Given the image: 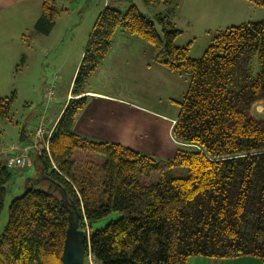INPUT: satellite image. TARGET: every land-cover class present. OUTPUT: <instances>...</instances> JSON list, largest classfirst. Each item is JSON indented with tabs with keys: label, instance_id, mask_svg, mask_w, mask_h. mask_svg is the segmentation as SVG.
Returning <instances> with one entry per match:
<instances>
[{
	"label": "trees",
	"instance_id": "obj_1",
	"mask_svg": "<svg viewBox=\"0 0 264 264\" xmlns=\"http://www.w3.org/2000/svg\"><path fill=\"white\" fill-rule=\"evenodd\" d=\"M248 1L264 7V0ZM42 3L35 29L50 34L59 16L56 0ZM157 19L165 39L135 4L126 12L107 6L98 16L74 77V98L50 136V152L33 155L35 174L9 207L0 230V264H63L70 217H80L89 236L86 256L91 253L97 264H188L197 256L264 260V119L253 113L264 102V19L213 32L201 58L175 43L182 31L168 16ZM118 30L151 44L157 63L190 75L175 119L180 148L172 160L73 131L86 104L78 96ZM13 100L0 97V118L9 117ZM78 148L104 155V162L77 164ZM15 171L21 172L0 161V225ZM115 211L118 220L92 231V222Z\"/></svg>",
	"mask_w": 264,
	"mask_h": 264
},
{
	"label": "rangeland",
	"instance_id": "obj_2",
	"mask_svg": "<svg viewBox=\"0 0 264 264\" xmlns=\"http://www.w3.org/2000/svg\"><path fill=\"white\" fill-rule=\"evenodd\" d=\"M106 1L56 0L55 7L59 16L52 32L41 34L36 29L28 32L26 38L30 52L22 54L20 47H16L13 54L16 64L9 68H0V97H14L9 117L0 118V143L17 142L14 146H18L23 142L30 146L35 141L34 131L40 125L41 119H45V125L53 122L66 101L69 103L74 98L69 96L72 95L73 77L78 61L81 52L83 50L85 52L93 27L105 9ZM122 1L125 6L121 7V11L126 12L133 5V1L144 16L156 24L162 39H165L164 28L157 19L159 14L171 18L177 28L179 26L185 29L178 35L175 43L179 46L191 44L190 56L193 58H201L212 44L211 34L194 39L195 34H201V30L193 19L189 20L188 17L181 15L178 0H175L177 7L173 1L170 3ZM122 32L117 31L113 44H132L134 46L132 49L150 45L136 35L123 36ZM191 40L195 41L189 43ZM7 47L3 49L4 58L7 55ZM148 50L150 54V48ZM26 54L28 58L23 60V55ZM141 54L143 53L135 52V66L130 64L125 67L126 65L120 64L118 60L117 68L112 56L101 62L98 71L87 80L84 87L124 98L126 102L86 100L83 110L76 114L73 131L92 142L117 143L142 154L151 155L157 160H172L180 148L174 132V120L179 115V102L187 92L190 75L188 77L170 75L167 80L156 74L144 75L143 69L138 70V63H142L138 58ZM100 70L104 73L101 74ZM52 85L55 86V94L53 101L48 103L46 91ZM76 104V101H73L72 106ZM253 113L257 118L264 119V102L255 105ZM24 130L28 139L23 141ZM36 153V150L32 149L31 155ZM81 159H93L100 166L105 156L92 150L78 148L75 153L77 164ZM20 170V173L16 171L11 173L12 179L1 215L0 230L7 224L12 201L26 189L27 175L33 173L32 167ZM119 218L120 214L117 211L112 212L92 222V231L103 228ZM189 261V264H215L212 258L203 256L193 257ZM84 264H88V261L86 260ZM242 264H264V261L253 263L244 260Z\"/></svg>",
	"mask_w": 264,
	"mask_h": 264
},
{
	"label": "crops",
	"instance_id": "obj_3",
	"mask_svg": "<svg viewBox=\"0 0 264 264\" xmlns=\"http://www.w3.org/2000/svg\"><path fill=\"white\" fill-rule=\"evenodd\" d=\"M132 3L134 4L133 1ZM173 3L175 7H177V3L175 0H173ZM178 3L180 5L181 15L183 17H188L189 20L193 19L198 25V28L201 30V34H195L196 36L193 35L194 39H197L201 35H209L212 34L213 32L224 30L231 26L240 25L246 22L260 21L264 19V7L255 6L253 3H251L248 0H178ZM104 5H105L104 8H106L107 6H112L122 9L121 7L124 8L125 3L122 0H107ZM42 9H43L42 0H0V68L1 69L9 68L16 64V61L13 59V54L16 51L15 49L16 47H20V52L22 54L24 52H30L26 36L28 32L35 29L36 23L42 14ZM173 23L175 24V22ZM178 29L181 30L182 33L183 31H185V29L183 30L179 26ZM123 36H127V34L125 35V33H123ZM193 41L195 40H191L189 43H193ZM8 44L9 47H7ZM10 45H12L13 47ZM5 47L8 48V51H7V55H5L4 58L3 49ZM132 48H134L132 44L123 45V44L112 43L110 53L106 56L104 61L107 58H109V56H112L111 58L116 63L117 68L119 62L120 64H125L126 65L125 67H127L130 64H133L135 66V60H136L135 52H139L143 54H141L138 57L139 59L142 60V63L140 62L138 63L139 64L138 70L140 71V68L143 69L144 75L152 76V74H156L163 79L170 78L171 76H177V75L181 76L179 73L173 72L155 61V48L151 44L148 45L147 47L141 46L139 47V49H132ZM149 48H150V54L148 50ZM116 52L117 55H115ZM83 56H84V50L81 52L78 61L77 70L79 65L81 64ZM116 57L120 59H117ZM27 58H28L27 54L23 55V60ZM77 70L75 72H77ZM99 72L101 74L104 73V71L102 70H100ZM116 74H118V71L116 72ZM75 75L76 73L74 74V77ZM74 77H73V81H74ZM71 96L72 95H70L69 97ZM84 96L86 97V100L93 99V100H104L108 102H112L114 100L115 102H121V103L126 102L124 98L114 97L110 94H104L99 91L90 90V89H86L85 93L78 97H84ZM67 103L68 102L66 101V103L61 108L55 120L53 122H50L48 125H45L46 135L49 134L51 135L52 132L54 131L58 123V120L60 119ZM82 110L83 108L80 109V111ZM174 122L176 121L174 120ZM34 135H35V141L32 143L37 142L36 129L34 131ZM26 139H28V135L24 130L22 135V140L24 141ZM15 143L17 142H13L11 144H8L6 142L0 143V161H4L6 156H17L21 152L22 148L29 147L28 144H23V142L22 144L19 143L18 146H14ZM33 161L34 160L32 156L31 164L29 167H32L33 173H30L28 175L35 174ZM23 176H25V174ZM212 259L215 264H221V263L242 264L244 260L245 261L249 260L250 262L253 261V263L264 261L263 259L254 256H241L237 258H212ZM200 260L204 261L205 259H200Z\"/></svg>",
	"mask_w": 264,
	"mask_h": 264
},
{
	"label": "built area",
	"instance_id": "obj_4",
	"mask_svg": "<svg viewBox=\"0 0 264 264\" xmlns=\"http://www.w3.org/2000/svg\"><path fill=\"white\" fill-rule=\"evenodd\" d=\"M54 94H55V86L52 85L46 91V98H47L46 101L48 103L53 101ZM36 134H37L36 143H33L29 147L22 148L21 152L17 156H6L5 160L2 161L9 169L21 171L20 169L29 167L31 164L32 149H35L36 152H38L39 154H42L45 150L47 152H50L49 150L50 135H46L44 118L41 119V123L36 129ZM86 260L88 261V264H97L91 253L88 256H86Z\"/></svg>",
	"mask_w": 264,
	"mask_h": 264
},
{
	"label": "water",
	"instance_id": "obj_5",
	"mask_svg": "<svg viewBox=\"0 0 264 264\" xmlns=\"http://www.w3.org/2000/svg\"><path fill=\"white\" fill-rule=\"evenodd\" d=\"M41 181L37 180V183ZM69 221L64 243L63 264H84L86 260L85 243L89 236L80 229V217L76 220L70 217Z\"/></svg>",
	"mask_w": 264,
	"mask_h": 264
}]
</instances>
